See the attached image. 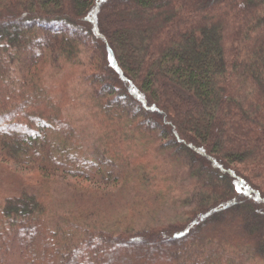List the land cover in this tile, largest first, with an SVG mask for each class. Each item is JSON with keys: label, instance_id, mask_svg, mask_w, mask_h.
Listing matches in <instances>:
<instances>
[{"label": "trees", "instance_id": "trees-1", "mask_svg": "<svg viewBox=\"0 0 264 264\" xmlns=\"http://www.w3.org/2000/svg\"><path fill=\"white\" fill-rule=\"evenodd\" d=\"M167 156L185 218L96 225ZM0 171V264H264V0H0Z\"/></svg>", "mask_w": 264, "mask_h": 264}, {"label": "rangeland", "instance_id": "rangeland-1", "mask_svg": "<svg viewBox=\"0 0 264 264\" xmlns=\"http://www.w3.org/2000/svg\"><path fill=\"white\" fill-rule=\"evenodd\" d=\"M155 165L159 167L156 170L158 176H161L158 177L155 186V188L158 186V189L150 192L149 195L144 194L147 195L144 201L145 205L148 201L151 203L149 211L143 213V215H136L135 213L132 215L129 212V208L125 205V201H123L124 193L117 194V191L113 187L107 186L104 187L106 189L105 193L114 195H112L113 198L109 200V203L105 201L104 205H100L99 209L97 208L95 213L96 225L115 228L116 222L118 221L119 224L117 223V227L119 229L126 230L130 226L133 229H140L148 224L150 226L168 225L178 219L185 218L184 213L189 208V203L187 201L184 202V199L191 194L193 188V178L189 175L188 167L179 161L170 160L169 158L165 159V157L156 160ZM9 166L17 175L23 178L28 177V173L21 167L13 165L12 163ZM13 181L15 182V180ZM58 188L64 193L56 192L54 203L57 204V207L64 206L67 209H71L69 207L74 206V201L68 197L69 192L64 191L63 186ZM104 188L102 187V190ZM14 189L15 185L10 176L0 171V197ZM59 204L62 206H59Z\"/></svg>", "mask_w": 264, "mask_h": 264}]
</instances>
